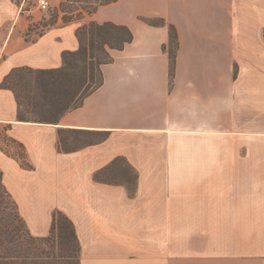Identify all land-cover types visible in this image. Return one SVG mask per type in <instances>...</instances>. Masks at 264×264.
I'll return each mask as SVG.
<instances>
[{
    "label": "crops",
    "instance_id": "crops-1",
    "mask_svg": "<svg viewBox=\"0 0 264 264\" xmlns=\"http://www.w3.org/2000/svg\"><path fill=\"white\" fill-rule=\"evenodd\" d=\"M26 1L0 0V83L14 68L60 67L85 22L133 35L56 123L18 120L0 87L1 181L28 232L48 236L60 211L78 264H264V0H116L34 36ZM59 129L107 137L62 152ZM117 164L131 190L110 179Z\"/></svg>",
    "mask_w": 264,
    "mask_h": 264
},
{
    "label": "trees",
    "instance_id": "trees-1",
    "mask_svg": "<svg viewBox=\"0 0 264 264\" xmlns=\"http://www.w3.org/2000/svg\"><path fill=\"white\" fill-rule=\"evenodd\" d=\"M72 0H67L70 2ZM116 0H103L97 2L92 8L87 11L88 14L93 13L99 5L108 4ZM65 2L60 4L63 6ZM83 10V9H82ZM63 13L61 16L62 22L67 23L75 17H69L71 13L60 8ZM78 11V10H77ZM76 12V11H75ZM57 15H54V20L46 25V29L56 24ZM151 24L164 23L162 19L146 20ZM33 29L31 23H29L26 35ZM169 47L168 52L170 55V66L173 64L174 52L178 46L176 41V32L173 26L169 27ZM43 32V31H42ZM41 32V33H42ZM40 34V33H38ZM76 37L79 41V47L75 51H64L62 53V65L58 68L52 69H31L27 67H20L12 69L0 83L1 88L10 89L17 102V117L20 121H35L30 120L27 113L35 110L39 104L34 99V90L41 89L42 93H48L44 95L42 107L53 108L59 111V115H63L67 111L79 106L83 99L97 87L103 83V75L101 66L105 63H109L112 60L110 55L111 49L120 50L124 45L130 42L133 38L132 32L125 25L115 24L112 22L97 23L89 21L87 24H83L76 29ZM24 75H27L31 87L28 88L23 82ZM37 85V86H36ZM36 86V88H34ZM49 97V98H47ZM24 108V109H23ZM35 122L42 123H56L53 120H39ZM63 131H69L73 133L83 134L87 137H94L89 139L82 146H77L71 142H65L61 133ZM107 137L106 132L95 130H81V129H59L58 130V142L57 148L62 152H70L77 150L86 145H92L104 141ZM20 164L23 167H28V164L22 158V153L19 155ZM132 174V181L127 184L128 189L133 188L135 175ZM102 173L98 172L95 175L96 179L101 178ZM0 206L5 203L1 193H4L8 199L14 212L13 219L23 223V220L19 216L16 205L11 196L5 189L1 181L0 174ZM0 210V224H4L5 219H10L11 214L1 213ZM39 240L51 241L55 243L57 248L65 251L64 256L57 255V258H65L71 260L77 259L78 264V251L79 244L74 231L72 222L60 211H55L52 216V224L50 233L46 237H40ZM7 243L11 244L8 240ZM0 247H4L3 250H11L10 245L5 246L4 241L0 238ZM54 257V256H49ZM48 257V258H49Z\"/></svg>",
    "mask_w": 264,
    "mask_h": 264
},
{
    "label": "rangeland",
    "instance_id": "rangeland-1",
    "mask_svg": "<svg viewBox=\"0 0 264 264\" xmlns=\"http://www.w3.org/2000/svg\"><path fill=\"white\" fill-rule=\"evenodd\" d=\"M66 1H64L65 3L63 6L60 3L58 5H52L50 3L52 7L51 9H49V11H41L36 7V1L27 0L22 8V11L25 12V10H31V12L28 13L27 18L30 19L29 23L32 24L33 29L29 32L28 35L34 36L44 31L46 29V25L54 20V15L58 16L56 21L57 23L59 17L63 15V13L60 11V8H63L68 12H74L73 14L71 13L70 15H68L69 17L80 19L85 14L90 15L87 13L89 8L94 7L97 2L103 0H72L70 2ZM88 22H85L84 24H87ZM23 82L27 85V87L29 86L28 88L31 87V82H29L27 75H24ZM36 86H34V88H36ZM44 95L46 96L48 95V93L43 94L41 89L34 90L33 97L37 100L39 106L32 112L27 113V116L30 120L35 121H59L62 115H59V111H57L55 107L54 109H49L47 107L41 106V103L44 101ZM61 136L65 140V142H75L77 146H82L89 139L94 138L69 131H63L61 133ZM120 165L121 164H117L112 167L111 171L113 173L110 179L130 184L132 181L131 171L126 169L122 165L120 167ZM1 194L5 201V203L0 206V210L2 211L1 213L11 214V217L10 219H5L4 224H0V238L4 241L5 246L6 244L10 245V248L12 247V249L9 251L3 250L4 247H0V264H77L76 258H72L71 260H67L65 258H57V255L64 256L66 254L65 251L57 248L56 244L53 242L51 243V241L39 240L38 237L32 236L28 232L25 224L19 222L18 220H14L12 216L14 215V212L10 204V199H8L4 193ZM8 240L11 241V244L7 243ZM49 256L54 257L50 258Z\"/></svg>",
    "mask_w": 264,
    "mask_h": 264
},
{
    "label": "built area",
    "instance_id": "built-area-1",
    "mask_svg": "<svg viewBox=\"0 0 264 264\" xmlns=\"http://www.w3.org/2000/svg\"><path fill=\"white\" fill-rule=\"evenodd\" d=\"M36 7L41 11H49L52 6L50 0H36ZM25 12L28 14L31 10H25Z\"/></svg>",
    "mask_w": 264,
    "mask_h": 264
}]
</instances>
